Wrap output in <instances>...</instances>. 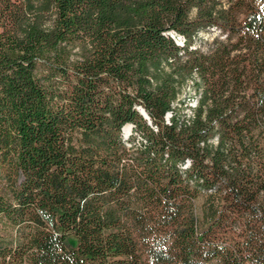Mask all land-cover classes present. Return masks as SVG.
<instances>
[{
    "label": "trees",
    "instance_id": "16d2710c",
    "mask_svg": "<svg viewBox=\"0 0 264 264\" xmlns=\"http://www.w3.org/2000/svg\"><path fill=\"white\" fill-rule=\"evenodd\" d=\"M0 264H264V0H0Z\"/></svg>",
    "mask_w": 264,
    "mask_h": 264
},
{
    "label": "rangeland",
    "instance_id": "374dc122",
    "mask_svg": "<svg viewBox=\"0 0 264 264\" xmlns=\"http://www.w3.org/2000/svg\"><path fill=\"white\" fill-rule=\"evenodd\" d=\"M211 34L212 31L210 30H200L196 41L203 45L205 41H208L210 39ZM175 37L177 41L181 40V37L179 35L175 34ZM197 95L198 93L194 91L192 81L190 79H187L186 82L183 83L180 87L177 93V97L173 99V104L179 107V112L181 114L191 113V107H193V105L195 104L197 100ZM169 114L170 113L166 114V119L168 118Z\"/></svg>",
    "mask_w": 264,
    "mask_h": 264
},
{
    "label": "bare ground",
    "instance_id": "6f19581e",
    "mask_svg": "<svg viewBox=\"0 0 264 264\" xmlns=\"http://www.w3.org/2000/svg\"><path fill=\"white\" fill-rule=\"evenodd\" d=\"M195 104H196V102H195ZM195 104H194V105H195ZM194 105H193V106H194ZM167 119H168V118H167ZM128 128H129V124L125 125V127H124V131L128 130Z\"/></svg>",
    "mask_w": 264,
    "mask_h": 264
},
{
    "label": "water",
    "instance_id": "95a60500",
    "mask_svg": "<svg viewBox=\"0 0 264 264\" xmlns=\"http://www.w3.org/2000/svg\"><path fill=\"white\" fill-rule=\"evenodd\" d=\"M144 114L146 115V112Z\"/></svg>",
    "mask_w": 264,
    "mask_h": 264
}]
</instances>
